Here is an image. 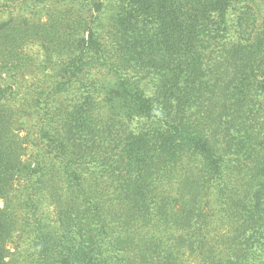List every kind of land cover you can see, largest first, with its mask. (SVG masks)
I'll list each match as a JSON object with an SVG mask.
<instances>
[{
    "label": "trees",
    "instance_id": "1",
    "mask_svg": "<svg viewBox=\"0 0 264 264\" xmlns=\"http://www.w3.org/2000/svg\"><path fill=\"white\" fill-rule=\"evenodd\" d=\"M64 2L0 0V264H264L253 0Z\"/></svg>",
    "mask_w": 264,
    "mask_h": 264
},
{
    "label": "rangeland",
    "instance_id": "2",
    "mask_svg": "<svg viewBox=\"0 0 264 264\" xmlns=\"http://www.w3.org/2000/svg\"><path fill=\"white\" fill-rule=\"evenodd\" d=\"M51 4H54V6L49 5L47 6V10L46 13H48V9L51 10H67L66 6L64 5L65 2L64 0H51ZM253 10L254 13L256 14L257 18H258V22H257V26H256V31L255 32H261V39H264V0H253ZM113 10L110 9L108 11V15L106 14L105 16H102V18L100 19L99 22V27L102 24V26L108 28L109 24L107 23V21H109L111 14H112ZM34 50L37 52V48L35 47ZM102 78V77H100ZM103 79V78H102ZM26 122L24 123V129H22L20 131V135L24 136L25 135V131H28L30 129V125L28 124L27 118H25ZM12 128H14L12 126ZM4 206L3 201L0 200V208H2Z\"/></svg>",
    "mask_w": 264,
    "mask_h": 264
}]
</instances>
